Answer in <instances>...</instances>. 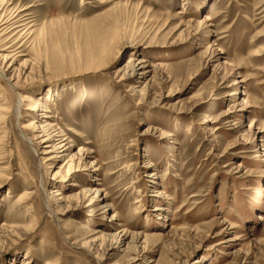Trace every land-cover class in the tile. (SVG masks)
<instances>
[{"label":"rangeland","instance_id":"rangeland-1","mask_svg":"<svg viewBox=\"0 0 264 264\" xmlns=\"http://www.w3.org/2000/svg\"><path fill=\"white\" fill-rule=\"evenodd\" d=\"M0 4V264H264V0Z\"/></svg>","mask_w":264,"mask_h":264},{"label":"bare ground","instance_id":"bare-ground-1","mask_svg":"<svg viewBox=\"0 0 264 264\" xmlns=\"http://www.w3.org/2000/svg\"><path fill=\"white\" fill-rule=\"evenodd\" d=\"M0 9L1 10L3 9V8H1V4H0ZM1 10H0V12H2ZM16 17H17V15L6 17L5 12L0 13V34L1 35L6 34V32L8 30H14L17 27H19L20 25H18V24L21 21L24 22L23 19H20V18L19 19H15ZM7 50H8V48H6V47L0 49V61H2L1 62L2 65L4 67H6L5 71H7L11 67V64H13L14 60H12V62H10L7 65L9 60L13 59L14 55H15L14 52H5ZM0 76H5V73L3 71H1V70H0ZM234 84H236V81H234L233 85ZM23 101H30V99L28 97H24ZM34 108L35 107H33V109ZM49 117H51V115L43 114L42 117H41V121H39L41 123V124L39 123L40 124V128H42V129H41V134H38L37 137L41 138V140H40L41 143H45V147L48 148L46 151H43V154L51 153V152H54L56 154V156L62 155V153L65 154V153L68 152V150L70 148V146H67V145H69L71 142L70 143H68V142L66 143L67 139L65 138V136L63 134L62 135L61 134L58 135V132L56 130L57 126L55 127V125L51 124L50 120L47 119ZM57 136H59V137H57ZM56 139H57V141L54 142ZM35 151L38 152L37 150H35ZM60 194H62V193H58L57 195H60ZM106 237H107V235H106ZM137 241H138V239H137ZM85 245H87V246L89 245L91 249H95L96 250V247H95L96 243L94 241L93 242H89V241L85 242Z\"/></svg>","mask_w":264,"mask_h":264}]
</instances>
